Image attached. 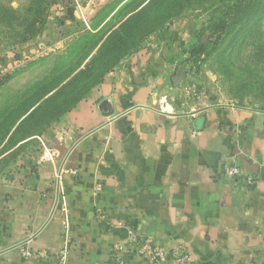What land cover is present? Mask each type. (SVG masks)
<instances>
[{
  "label": "crops",
  "instance_id": "1",
  "mask_svg": "<svg viewBox=\"0 0 264 264\" xmlns=\"http://www.w3.org/2000/svg\"><path fill=\"white\" fill-rule=\"evenodd\" d=\"M109 1L55 0L51 13L54 21L79 20ZM170 48L150 47L69 114L66 128L43 143L55 148L52 162L28 156L0 182V264H43L25 260L20 247L62 249L60 166L77 172L62 177L69 264H112V247L130 234L167 250L185 247L186 264H264V110L222 103L179 111L164 95L170 58L179 54ZM10 65L0 58V71ZM227 166L254 184L235 185ZM121 256L149 264L135 245Z\"/></svg>",
  "mask_w": 264,
  "mask_h": 264
},
{
  "label": "rangeland",
  "instance_id": "2",
  "mask_svg": "<svg viewBox=\"0 0 264 264\" xmlns=\"http://www.w3.org/2000/svg\"><path fill=\"white\" fill-rule=\"evenodd\" d=\"M54 1L0 0V58L11 63L0 71V182L24 158L42 155L69 114L152 46L179 49L164 90L179 111L222 103L264 110V54L253 46L264 15L250 32L233 27L230 13L215 32L230 0H110L85 20L58 22Z\"/></svg>",
  "mask_w": 264,
  "mask_h": 264
},
{
  "label": "built area",
  "instance_id": "3",
  "mask_svg": "<svg viewBox=\"0 0 264 264\" xmlns=\"http://www.w3.org/2000/svg\"><path fill=\"white\" fill-rule=\"evenodd\" d=\"M85 20V17H83ZM168 112L167 109L163 110ZM44 152L41 156L42 161L52 162L56 157V151L47 148L43 144ZM70 173L72 176H76V171H66L64 166H60L55 173V190L57 194V202L61 205V210L63 212V231H62V249L55 255H52L47 250H30L24 247H20L21 256L25 260L32 258H37L41 263H48L52 258L56 260L57 264H69L70 252L73 245V238L70 232V219H69V209L65 196V191L62 187V177L63 173ZM225 177L232 181L235 185L240 184L244 181L247 185L252 186L254 184V178L245 175L240 168L237 166H227L224 170ZM100 191L101 188H98ZM100 219H103L101 216ZM135 245L137 247L138 254L145 258L149 264H186L190 262V257L188 251L185 247L179 246L173 250H167L162 246L157 245L151 238L139 239L136 236L130 234L127 241L123 244H115L112 247V264H128L121 256L126 248Z\"/></svg>",
  "mask_w": 264,
  "mask_h": 264
},
{
  "label": "trees",
  "instance_id": "4",
  "mask_svg": "<svg viewBox=\"0 0 264 264\" xmlns=\"http://www.w3.org/2000/svg\"><path fill=\"white\" fill-rule=\"evenodd\" d=\"M135 0H132V2ZM233 0L234 3H232V0L230 1H224L223 3H228L230 5H233V7L229 6H222V15L223 17L214 18V24L212 28L215 32L222 31L226 28L228 25L227 23V17L230 15V13L235 14L237 17L233 21V27L236 24H240L243 28L244 25H246L247 29H250V32L254 31L257 28V21L264 15V0ZM245 18H249L251 20V23L247 24V22H243ZM257 45L261 52L264 54V36L255 39L253 42V46ZM45 103V102H44ZM42 107V105L38 106L34 112H39V109ZM60 116V115H58ZM21 126V125H20ZM19 126V127H20ZM18 127V129H19Z\"/></svg>",
  "mask_w": 264,
  "mask_h": 264
}]
</instances>
